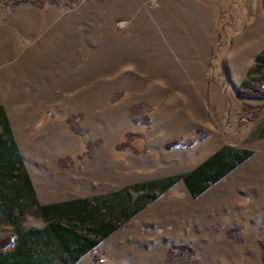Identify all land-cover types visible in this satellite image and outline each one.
Returning <instances> with one entry per match:
<instances>
[{
	"label": "rangeland",
	"instance_id": "1",
	"mask_svg": "<svg viewBox=\"0 0 264 264\" xmlns=\"http://www.w3.org/2000/svg\"><path fill=\"white\" fill-rule=\"evenodd\" d=\"M34 1L54 7L37 57L53 80L3 105L41 192L53 190V171L75 168L93 186L96 172L131 168L138 155L173 156L174 139L197 142L185 159L247 147L234 172L244 181L220 184L212 201L233 213L215 212L148 264H264V98L237 93L264 76L253 60L264 51V0Z\"/></svg>",
	"mask_w": 264,
	"mask_h": 264
},
{
	"label": "crops",
	"instance_id": "2",
	"mask_svg": "<svg viewBox=\"0 0 264 264\" xmlns=\"http://www.w3.org/2000/svg\"><path fill=\"white\" fill-rule=\"evenodd\" d=\"M53 9L30 1L0 7V121L8 117L3 104L42 93L53 80L50 75L45 83L37 58L41 34L54 25ZM258 131V137L264 136L263 129ZM182 142L166 145L172 146L173 156L154 150L148 158L134 157L131 168L121 166L104 176L98 171L95 178L103 182L93 186L85 176L77 178L75 168L53 171L50 193L41 192L21 154L33 196L0 198V222L12 225L11 230L0 229V264H148L151 257L164 258L176 239L197 237L200 225L215 212L232 214L212 202L219 198L215 191L226 181H244L234 172L252 150L223 144L190 162L183 150L197 142ZM212 156L219 166L205 165ZM41 168L49 173V168Z\"/></svg>",
	"mask_w": 264,
	"mask_h": 264
},
{
	"label": "trees",
	"instance_id": "3",
	"mask_svg": "<svg viewBox=\"0 0 264 264\" xmlns=\"http://www.w3.org/2000/svg\"><path fill=\"white\" fill-rule=\"evenodd\" d=\"M27 1L40 4L39 1L34 0H0V7L5 8V6L18 5L20 2ZM253 60L257 67L264 66V53L254 55ZM237 93L242 94L243 96L264 98V76L260 81L250 82L249 84L244 83ZM7 122L8 121L5 118L0 121V195H2V197H8L9 199L31 197L33 196L32 184L30 179H28L29 176L25 171L24 166L22 165L23 160L21 154L17 151L16 142L14 138H12L11 128ZM178 143L183 142L179 139L167 142L168 145ZM214 158L212 156L205 160V165L219 166L221 162Z\"/></svg>",
	"mask_w": 264,
	"mask_h": 264
},
{
	"label": "bare ground",
	"instance_id": "4",
	"mask_svg": "<svg viewBox=\"0 0 264 264\" xmlns=\"http://www.w3.org/2000/svg\"><path fill=\"white\" fill-rule=\"evenodd\" d=\"M200 17V16H199ZM204 17H205V15H204ZM201 18V17H200Z\"/></svg>",
	"mask_w": 264,
	"mask_h": 264
}]
</instances>
